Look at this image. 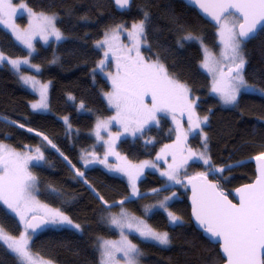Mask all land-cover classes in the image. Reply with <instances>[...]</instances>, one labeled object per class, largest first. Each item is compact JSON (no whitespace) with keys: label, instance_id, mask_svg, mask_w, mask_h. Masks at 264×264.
I'll list each match as a JSON object with an SVG mask.
<instances>
[{"label":"trees","instance_id":"trees-1","mask_svg":"<svg viewBox=\"0 0 264 264\" xmlns=\"http://www.w3.org/2000/svg\"><path fill=\"white\" fill-rule=\"evenodd\" d=\"M20 1L54 15L66 38L47 45L37 41L31 54L0 26V53L6 57L0 64V142L18 151L39 148L44 162L30 168L38 199L83 228L82 233L47 228L34 234L32 251L57 264H100L99 239L118 236L109 221L124 207L170 235L171 246L164 248L129 234L142 264H222L219 245L191 220L183 181L205 172L231 194L254 179L252 160L264 154V95L244 92L226 106L211 94V79L200 68V41L217 50V28L182 0H133L125 12L117 11L112 0H15ZM140 21L146 23L143 57L162 62L189 87L193 122L208 119L206 137L186 121L160 113L158 125L135 132L131 124L134 134L109 153L93 136L99 118L115 116L104 96L115 86L98 72L104 52L97 42L113 29ZM243 49L246 81L264 91V28ZM24 75L51 82L50 112L33 110L38 97L23 83ZM207 147L208 163L195 159L193 152ZM120 172L140 177L136 194ZM165 197L170 200L164 208L153 206ZM167 211L182 221L172 224ZM0 226L10 237L22 232L19 218L3 203ZM0 264L23 263L0 241Z\"/></svg>","mask_w":264,"mask_h":264},{"label":"rangeland","instance_id":"rangeland-1","mask_svg":"<svg viewBox=\"0 0 264 264\" xmlns=\"http://www.w3.org/2000/svg\"><path fill=\"white\" fill-rule=\"evenodd\" d=\"M239 23L240 19L234 14L223 19L221 26L217 28L219 41L217 50L200 41L204 54L200 68L211 79V94L226 106H233L244 92L264 95V91L246 81V58L243 42L237 32ZM0 26L31 54L36 50L37 41L47 45L52 41L60 42L66 38L57 26L54 15L35 12L24 1L0 0ZM145 30L146 23L140 21L131 24L130 27L113 29L97 42V46L104 52V58L98 64V72L115 86L113 90L104 94L109 106L115 111V116L99 118L93 136L96 143L103 145L109 153L114 152L113 148L119 140L134 134L131 124L135 125V132L158 125L160 113L186 121L189 128L206 137L204 126L208 119L193 122V101L189 87L170 74L162 62L146 61L143 57ZM0 58L2 64L6 57L0 53ZM22 64L35 70L40 69L28 60H23ZM238 65L240 69L236 74L231 77L225 74L226 70ZM22 80L38 97L31 103L33 110L50 112L51 82L26 75L22 76ZM152 99L157 103L156 106L147 101ZM206 151H194L195 159L208 163V147ZM43 162V154H40L37 147L18 151L0 142V203L19 218L22 226V232L17 237L8 236L0 226V241L23 264H57L32 251L31 243L35 235L27 229V222L31 218L36 216L46 218L48 228H69L79 233L83 232L81 224L38 199L37 179L32 175L30 168L33 164ZM105 166L111 170L110 166ZM120 173L128 181L131 192L136 194L139 191L140 177ZM190 177L184 178L185 190H188ZM169 200L170 197H165L162 202H157L153 206L164 208ZM167 216L172 224L182 221L180 217L168 211ZM109 224L117 231L118 236L112 239H99L97 248L100 252V264H142L138 248L129 239L130 233L143 241L164 248L171 246L168 232L153 229L147 219L124 207L111 216Z\"/></svg>","mask_w":264,"mask_h":264},{"label":"water","instance_id":"water-1","mask_svg":"<svg viewBox=\"0 0 264 264\" xmlns=\"http://www.w3.org/2000/svg\"><path fill=\"white\" fill-rule=\"evenodd\" d=\"M219 28L231 14L240 19L238 36L243 43L264 28V0H182ZM119 12L128 11L133 0H112ZM240 66L226 71L233 76ZM255 177L237 186L231 194L209 175L198 173L188 183L190 216L195 228L211 243L219 245L222 264H264V155L253 160ZM48 228L44 217H33L27 229L39 234Z\"/></svg>","mask_w":264,"mask_h":264},{"label":"flooded vegetation","instance_id":"flooded-vegetation-1","mask_svg":"<svg viewBox=\"0 0 264 264\" xmlns=\"http://www.w3.org/2000/svg\"><path fill=\"white\" fill-rule=\"evenodd\" d=\"M235 67H236V66H235ZM239 69H240V68H239ZM226 71H227V70H226ZM226 71H225V72H226ZM225 74H226V73H225ZM226 75H227V74H226Z\"/></svg>","mask_w":264,"mask_h":264}]
</instances>
